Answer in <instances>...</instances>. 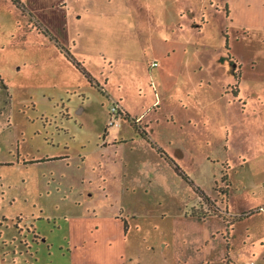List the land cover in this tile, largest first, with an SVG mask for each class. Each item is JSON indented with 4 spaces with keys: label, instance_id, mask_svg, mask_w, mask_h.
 Masks as SVG:
<instances>
[{
    "label": "rangeland",
    "instance_id": "374dc122",
    "mask_svg": "<svg viewBox=\"0 0 264 264\" xmlns=\"http://www.w3.org/2000/svg\"><path fill=\"white\" fill-rule=\"evenodd\" d=\"M21 1L91 78L0 0V264H199L225 224L191 219L209 203L157 147L260 210L227 233L230 264H264V31L229 0Z\"/></svg>",
    "mask_w": 264,
    "mask_h": 264
},
{
    "label": "trees",
    "instance_id": "16d2710c",
    "mask_svg": "<svg viewBox=\"0 0 264 264\" xmlns=\"http://www.w3.org/2000/svg\"><path fill=\"white\" fill-rule=\"evenodd\" d=\"M14 4L17 5V7L21 8L25 14H28L31 18V22L33 23V27L41 34L45 35L46 37H48L51 41H53L61 50H63L64 52L67 53L68 57L71 59V61L77 66V68L83 73L85 74L88 78H91V74L85 69V67L83 66L82 63H80L79 61H77L75 58H73L64 48V46L61 44V42L57 39V37H55L53 35V33L48 29L47 26H45V24L36 16L34 15L30 9H28V7L21 1V0H12ZM236 78H237V84L235 85L236 90L234 92V95L238 94V83L240 80V74L236 73ZM1 78V77H0ZM5 89H7V86L4 84ZM134 121L135 127L138 130L139 135H141L145 140H147L148 142L152 143L154 145V143L151 141V139L149 138V134L146 130H144L142 127L138 126ZM155 146V145H154ZM157 150L159 151V153H161V155L171 164V166L173 167V169L175 170V172L177 173V175L181 176L183 179H185L189 185H191L197 196L199 197L201 203L203 204H207L209 203V211H201V213L197 212L195 210V207H193L191 213H189V215L191 217H196L201 221H205L207 218L209 217H219L222 218L223 221L225 222V224L227 225V229H232L233 226L239 222L244 220L245 218H248L250 216H252L254 213L260 212V210H256L254 211H249V212H244L240 215H236V216H232L229 214L228 211V206L227 208L224 210H221L218 206L215 205V203H212V200L210 198V196L208 194H206V192L199 186H197L194 181L189 177V175L177 164V162L170 157L162 148L157 147ZM223 192L226 193L225 190H221ZM127 226V224H126ZM228 264H230V259L228 261Z\"/></svg>",
    "mask_w": 264,
    "mask_h": 264
},
{
    "label": "crops",
    "instance_id": "0c3cea01",
    "mask_svg": "<svg viewBox=\"0 0 264 264\" xmlns=\"http://www.w3.org/2000/svg\"><path fill=\"white\" fill-rule=\"evenodd\" d=\"M227 15L231 14L235 17L234 19L236 22H240V17H248L250 21L248 22L251 26L261 29L264 31V0H229V4L226 5ZM229 13V14H228ZM191 219H196V221H201L196 217H192ZM221 218L213 216L207 218L204 222L211 223L212 221L219 220ZM224 222V221H223ZM241 222V221H239ZM238 223V222H237ZM225 224V222H224ZM207 225V224H206ZM219 227H214L208 230V234L199 240L196 245L195 252L197 254L202 255L201 262L199 264H228V261L231 258L229 256V238L230 234L227 233V225L225 224V231L219 232ZM233 228L231 229V231ZM228 234V235H227ZM218 235L222 236L226 242V256L223 260L216 258L215 251L213 250L212 246L215 239L218 238ZM180 259V256H179ZM178 259V260H179ZM223 262V263H222ZM192 263L191 257L188 258L187 256L181 257L180 261L177 264H190Z\"/></svg>",
    "mask_w": 264,
    "mask_h": 264
},
{
    "label": "built area",
    "instance_id": "2783aa9c",
    "mask_svg": "<svg viewBox=\"0 0 264 264\" xmlns=\"http://www.w3.org/2000/svg\"><path fill=\"white\" fill-rule=\"evenodd\" d=\"M154 65H157V62H155Z\"/></svg>",
    "mask_w": 264,
    "mask_h": 264
}]
</instances>
